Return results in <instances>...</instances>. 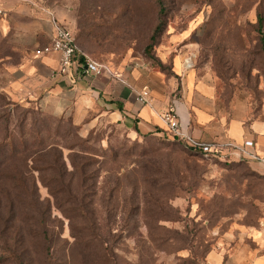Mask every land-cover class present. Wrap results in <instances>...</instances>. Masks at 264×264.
<instances>
[{"label":"rangeland","instance_id":"374dc122","mask_svg":"<svg viewBox=\"0 0 264 264\" xmlns=\"http://www.w3.org/2000/svg\"><path fill=\"white\" fill-rule=\"evenodd\" d=\"M163 1L165 27L150 49L158 0H3L6 14L0 17V116L11 110L17 133L40 129L47 141L90 152L91 223L115 245L119 264H206L212 251L257 248L264 232V172L245 160L200 157L172 138H133L107 116L83 126L72 116L46 114L35 100L14 96L9 68L26 53L18 24L42 11L69 27L89 56L113 69L155 71L180 82L173 58L182 54L184 63L191 62L184 72L214 87L220 109L244 113L247 120L264 118V0ZM64 153L71 168L69 150ZM38 186L40 200L50 202L47 222L64 254L66 239L74 240L70 220L48 187L40 181ZM87 215L80 217L85 225ZM81 254L76 262L89 264L95 251Z\"/></svg>","mask_w":264,"mask_h":264},{"label":"crops","instance_id":"0c3cea01","mask_svg":"<svg viewBox=\"0 0 264 264\" xmlns=\"http://www.w3.org/2000/svg\"><path fill=\"white\" fill-rule=\"evenodd\" d=\"M0 3L6 11L3 0ZM18 26L25 35L23 48L26 53L21 63L9 68L8 87L14 96L35 100L52 115L72 116L83 126L87 121L107 116L123 124L133 138L155 133L172 136L162 119L163 111L172 107L179 115L184 133L203 141L225 146L234 143L237 149L245 148L247 156L231 155V159H244L264 172V118L247 120L244 113L232 114L220 109L214 101V87L197 78L192 71L184 72L186 65L182 54L173 58V70L180 82L159 72L138 68L131 71L110 68L97 75L87 71L85 66H73L62 72L57 52L39 56L34 52L50 41L53 32L50 14L38 12L36 17ZM143 89L150 90L147 104L138 99ZM247 140H253L254 145L245 146ZM232 149L226 147L223 152L227 154ZM253 153L259 158L253 159L250 156ZM206 264H264V232L257 248L229 254L212 251Z\"/></svg>","mask_w":264,"mask_h":264},{"label":"trees","instance_id":"16d2710c","mask_svg":"<svg viewBox=\"0 0 264 264\" xmlns=\"http://www.w3.org/2000/svg\"><path fill=\"white\" fill-rule=\"evenodd\" d=\"M158 4L159 22L151 36L152 43L148 45V49L152 48L165 27L163 17L166 6L163 0H158ZM262 21L263 18L259 15L260 27ZM1 97L3 96L0 94ZM12 116L11 110L10 113L0 116V263L78 264L76 261L82 255L81 252L93 249L95 255L89 264H119L113 252L115 245L110 239L103 238L96 231L98 228L95 223H91L94 209L90 205L95 189L93 183L87 180L92 177L90 152L84 147L76 148L57 141H47L40 129L36 134L22 131L17 133L15 128L11 129ZM42 129L47 131L45 127ZM171 135L155 133L141 134L140 137L172 138L183 148L200 157L230 160L187 147L177 136ZM65 150H69L67 157L71 168L66 163ZM38 181L48 187L49 193L55 199V206L70 220L74 240L70 242L66 239L67 251L64 254L59 253L56 238L51 234L53 229L47 222L51 213L50 202L44 203L40 200ZM88 197L91 199L85 204L84 200ZM83 214H88L86 219L89 223L86 225L80 220ZM76 219L79 220L78 224Z\"/></svg>","mask_w":264,"mask_h":264},{"label":"built area","instance_id":"2783aa9c","mask_svg":"<svg viewBox=\"0 0 264 264\" xmlns=\"http://www.w3.org/2000/svg\"><path fill=\"white\" fill-rule=\"evenodd\" d=\"M2 0H0L1 2ZM6 11L0 3V15H5ZM51 21L53 23V32L50 37L49 43L46 45L35 49V54L37 56L57 52L60 55V70L66 72L73 66H85L86 70L94 74H102L105 71H110V67L106 64L100 63L89 56L85 51H83L76 39L74 32L58 21L54 16H51ZM190 64V65H189ZM186 67L191 66L189 59L185 61ZM139 101L143 104L150 102V90L143 89L139 93ZM162 119L166 124V129L172 134L177 136L185 146L193 147L195 149L202 150L207 155H220L221 158L231 159V155L238 158H242L248 155L245 148L237 149L234 143H228L222 145L215 141H203L194 138L193 136L186 134L181 129L180 119L177 111L174 108L165 109L162 113ZM253 140L245 141V146H253ZM226 147H232L233 151H229L227 154L223 152ZM253 159H258L259 155L253 153L250 154Z\"/></svg>","mask_w":264,"mask_h":264}]
</instances>
